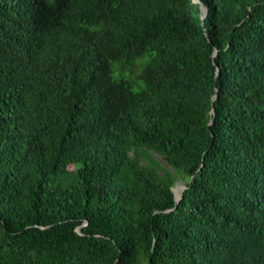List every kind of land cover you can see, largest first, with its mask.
Listing matches in <instances>:
<instances>
[{"label":"trees","instance_id":"1","mask_svg":"<svg viewBox=\"0 0 264 264\" xmlns=\"http://www.w3.org/2000/svg\"><path fill=\"white\" fill-rule=\"evenodd\" d=\"M0 264H264V0H0Z\"/></svg>","mask_w":264,"mask_h":264},{"label":"rangeland","instance_id":"2","mask_svg":"<svg viewBox=\"0 0 264 264\" xmlns=\"http://www.w3.org/2000/svg\"><path fill=\"white\" fill-rule=\"evenodd\" d=\"M144 162H150L153 164L154 167L158 168L160 167L161 173L164 174L163 170H169L171 172H175V169L170 167V165L167 163V161L162 157L161 154L157 152H152L149 150H144L142 152ZM180 178H182L181 174H178Z\"/></svg>","mask_w":264,"mask_h":264},{"label":"water","instance_id":"3","mask_svg":"<svg viewBox=\"0 0 264 264\" xmlns=\"http://www.w3.org/2000/svg\"><path fill=\"white\" fill-rule=\"evenodd\" d=\"M203 11L205 13V15L207 14L208 10L205 6H203ZM215 55H217V52L215 53ZM217 97V94L215 95V98ZM213 121V120H212ZM178 188L181 190L180 193H178ZM187 188V184L185 181H179L177 182V185L174 187V191H175V194H176V198L177 200L179 201L181 198H182V195H183V190ZM87 223V222H86ZM85 223H83L82 225H80L78 227V231L79 233L83 234V231H82V228L84 226Z\"/></svg>","mask_w":264,"mask_h":264},{"label":"bare ground","instance_id":"4","mask_svg":"<svg viewBox=\"0 0 264 264\" xmlns=\"http://www.w3.org/2000/svg\"><path fill=\"white\" fill-rule=\"evenodd\" d=\"M180 191H181V190L178 188V192H179V193H180Z\"/></svg>","mask_w":264,"mask_h":264}]
</instances>
